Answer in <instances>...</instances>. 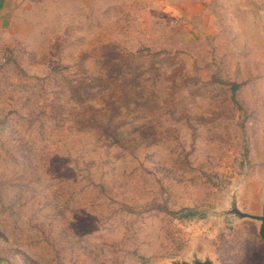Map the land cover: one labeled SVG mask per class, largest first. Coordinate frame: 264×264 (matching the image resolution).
<instances>
[{
  "label": "rangeland",
  "instance_id": "1",
  "mask_svg": "<svg viewBox=\"0 0 264 264\" xmlns=\"http://www.w3.org/2000/svg\"><path fill=\"white\" fill-rule=\"evenodd\" d=\"M248 216H264V0H16L0 264H264Z\"/></svg>",
  "mask_w": 264,
  "mask_h": 264
},
{
  "label": "crops",
  "instance_id": "2",
  "mask_svg": "<svg viewBox=\"0 0 264 264\" xmlns=\"http://www.w3.org/2000/svg\"><path fill=\"white\" fill-rule=\"evenodd\" d=\"M16 0H0V21L7 15L10 8L14 6Z\"/></svg>",
  "mask_w": 264,
  "mask_h": 264
},
{
  "label": "water",
  "instance_id": "3",
  "mask_svg": "<svg viewBox=\"0 0 264 264\" xmlns=\"http://www.w3.org/2000/svg\"><path fill=\"white\" fill-rule=\"evenodd\" d=\"M245 216V215H244ZM250 218H254L255 220H259L260 221V228H259V237L261 240L264 241V216L261 217H257V216H248ZM196 264H209L207 262H198Z\"/></svg>",
  "mask_w": 264,
  "mask_h": 264
},
{
  "label": "trees",
  "instance_id": "4",
  "mask_svg": "<svg viewBox=\"0 0 264 264\" xmlns=\"http://www.w3.org/2000/svg\"><path fill=\"white\" fill-rule=\"evenodd\" d=\"M237 89L236 85H233V91H235Z\"/></svg>",
  "mask_w": 264,
  "mask_h": 264
}]
</instances>
